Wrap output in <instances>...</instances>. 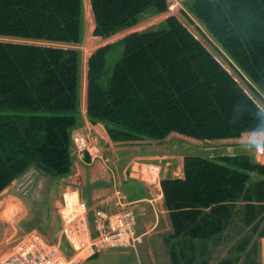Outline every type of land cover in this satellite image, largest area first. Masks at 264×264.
I'll return each instance as SVG.
<instances>
[{"label":"trees","instance_id":"trees-1","mask_svg":"<svg viewBox=\"0 0 264 264\" xmlns=\"http://www.w3.org/2000/svg\"><path fill=\"white\" fill-rule=\"evenodd\" d=\"M168 1L89 0L94 36L107 40L146 15L165 13ZM186 6L254 97L171 16L160 28L131 33L89 58L87 116L104 125L113 143L176 136L264 140V110L257 102L264 105V0H189ZM82 30L83 0H0V39L32 42L0 40V193L32 168L51 178L71 174L80 84V53L73 46L81 43ZM161 188L173 228L166 242L182 239L193 251L195 241L225 232L237 204L244 203L247 227L264 214V165L247 156H188L184 178L165 179ZM250 244L246 237L234 251L244 253ZM170 258L179 264L176 251ZM183 258L209 264L195 263L194 254Z\"/></svg>","mask_w":264,"mask_h":264},{"label":"rangeland","instance_id":"rangeland-1","mask_svg":"<svg viewBox=\"0 0 264 264\" xmlns=\"http://www.w3.org/2000/svg\"><path fill=\"white\" fill-rule=\"evenodd\" d=\"M188 1L189 0H169V8L167 12L162 14L146 15L133 28H130L110 39L103 40L101 38H95L94 16L92 8H90L91 2H89V0H83L82 40L79 45L74 46L80 53L79 111L82 109V105L85 104V98L82 100V86H84V81L87 83L86 78L88 72V61L93 53L96 52V50L100 47L109 43L118 42L131 33L158 29L163 26L164 22L171 16H176L180 22L185 25L194 34V36L219 60L221 65L239 82V84H241V86L251 96H253L247 83L240 79L236 66L231 63V60L221 56L220 48L213 38L208 34L204 27L200 25L196 19L192 17V15L189 14L190 12L186 6V2ZM0 40L20 44L29 42L16 39ZM257 102L264 110V105L259 101ZM89 125L98 127L92 123ZM76 129H78V127H76ZM151 142L153 143L155 141ZM152 143H144L140 146H151L153 145ZM159 144L164 146V149L169 151L167 155H172V148L175 150L174 155L178 157V159H176V161H178L176 168L181 166L183 159L182 157H185L186 155L203 156L205 158L214 160L223 156H247L257 164L264 165V147L259 146L264 144L263 139H259L258 141L256 139H251L249 141L241 140L237 143H218L210 141L194 142L176 136L170 138L169 140L159 142ZM72 158L73 165H76L78 156L76 157L72 154ZM100 161L103 162V155ZM104 162L107 163V160L104 159ZM112 162L115 163V161ZM75 168L76 167L73 166V169ZM162 168L163 166H160L161 172H163L164 169ZM169 171L170 170H168V173H170ZM176 173L177 170L174 171V174ZM67 177H46L32 168L24 176L18 179L15 186L12 187L10 193L14 192L15 194L19 195L20 199L24 201V207L22 206V210L17 205H10L7 207L4 216L0 221V240L5 236L4 233H8L6 237H9L10 233H20L23 235L24 239L29 233L38 232L46 240L49 246L60 245V250L67 259H70L72 256H74V251L71 249L68 243L60 237L61 221L56 210L63 193L68 188L65 181V178ZM22 178V181L26 182V187L24 191H19V189L16 188V185L19 184V180ZM252 178L253 180H258V177L255 175H253ZM71 188L78 189L84 201V198H86V200L88 199L85 188L75 185H71ZM1 200L2 197H0V202ZM87 204L91 205L90 202ZM237 205L238 207L235 209L236 213L232 218L231 225L222 235L205 242L195 241V251L189 249L190 245L184 244L185 242L180 244V242L183 241L182 239L170 240L168 243L166 242L169 254L171 250L176 251L179 264H186L187 258L184 260L183 256L192 257L193 254L195 256V263L208 262L209 264H217L224 259L240 256L238 264H264V236H261L264 234V214L259 215L257 220L247 227L243 218L244 203H239ZM257 224L258 227L256 233L251 234L252 227L257 226ZM246 237L251 238V244L247 247L246 252L238 254L236 251H234V248L237 247L239 243ZM6 243H9V240H6ZM14 243L15 242H13L12 246L11 244L8 245V247H13L15 245ZM7 251L5 252L7 253ZM248 255H250V259L253 260L248 261L249 259L246 258ZM80 260L83 259H78L76 261Z\"/></svg>","mask_w":264,"mask_h":264},{"label":"crops","instance_id":"crops-1","mask_svg":"<svg viewBox=\"0 0 264 264\" xmlns=\"http://www.w3.org/2000/svg\"><path fill=\"white\" fill-rule=\"evenodd\" d=\"M73 48L75 47L73 46ZM85 82V87L82 86V100L85 98V104L82 105V109L79 111L77 127L87 128L95 134L94 137L99 138L103 162L98 161L91 164L88 158L78 159L76 165H73L76 168L73 169L72 167L71 174L65 178L67 187L75 185L85 188L88 199H84L87 203H91V205H88L90 209L100 207L105 208L110 213L119 211L110 200L113 197L115 188H119L129 201H133L138 205L133 210L138 209L140 211V217L137 220V235L140 243L135 248L107 250L74 264H172L166 246V238L173 234V228L170 212L165 206L161 181L165 179H183L184 162L189 155L182 157L181 166L176 168L178 157L174 155L175 150L172 148V155H167L169 151L164 149V146L157 141L153 143L144 142L153 144L145 147L140 146L144 143L129 145L113 143L104 125L97 124L98 127L89 125L91 122L87 116V83L85 84ZM104 159L107 160V163L104 162ZM112 161H115V163ZM151 164L160 165L164 168H162L163 172L160 174V182L155 186L141 181L133 173L134 167L135 169L136 167L145 169L147 165ZM168 170H170V173H168ZM175 170H177L176 174H174ZM15 184L16 181L0 193V197H2L0 221L8 206L17 205L22 210L24 201L14 192L10 193ZM106 199L110 201L109 206L105 205ZM7 234L4 233L5 236L0 240V260L23 239V235L20 233H10L9 237H6ZM6 240H9V243H6ZM13 242H15V245L11 247ZM10 244L11 246L8 247Z\"/></svg>","mask_w":264,"mask_h":264},{"label":"built area","instance_id":"built-area-1","mask_svg":"<svg viewBox=\"0 0 264 264\" xmlns=\"http://www.w3.org/2000/svg\"><path fill=\"white\" fill-rule=\"evenodd\" d=\"M94 136L87 128L76 129L72 134V154L78 156L79 160L88 158L90 163L100 161V141ZM137 169L134 167L133 173L138 179L152 186L159 184V165ZM22 180L16 185L19 191H24L26 187V182ZM110 200L119 209L118 212L110 213L100 207L90 209L79 190L68 187L56 210L61 221L60 237L75 255L67 259L60 245L49 246L38 232H31L2 257L0 264H74L78 259L94 257L107 250L135 248L140 240L134 219H139L140 211L132 209L138 205L129 201L119 188H115ZM105 205H110L109 199H106Z\"/></svg>","mask_w":264,"mask_h":264},{"label":"bare ground","instance_id":"bare-ground-1","mask_svg":"<svg viewBox=\"0 0 264 264\" xmlns=\"http://www.w3.org/2000/svg\"><path fill=\"white\" fill-rule=\"evenodd\" d=\"M85 84H86V82H85ZM84 87H85V86H84ZM139 216H140V214H139ZM134 221H136V222H137V219L135 218V219H134Z\"/></svg>","mask_w":264,"mask_h":264},{"label":"clouds","instance_id":"clouds-1","mask_svg":"<svg viewBox=\"0 0 264 264\" xmlns=\"http://www.w3.org/2000/svg\"><path fill=\"white\" fill-rule=\"evenodd\" d=\"M260 147H264V144L259 145Z\"/></svg>","mask_w":264,"mask_h":264}]
</instances>
